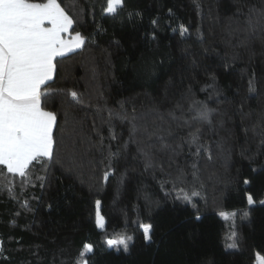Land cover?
Here are the masks:
<instances>
[{"label": "trees", "instance_id": "16d2710c", "mask_svg": "<svg viewBox=\"0 0 264 264\" xmlns=\"http://www.w3.org/2000/svg\"><path fill=\"white\" fill-rule=\"evenodd\" d=\"M58 3L85 42L41 86L57 162L23 179L0 166V264H84L86 244L87 264L264 259V203H248L264 193V0H123L114 15L107 0ZM121 236L127 253L106 244Z\"/></svg>", "mask_w": 264, "mask_h": 264}, {"label": "snow or ice", "instance_id": "6c2138e0", "mask_svg": "<svg viewBox=\"0 0 264 264\" xmlns=\"http://www.w3.org/2000/svg\"><path fill=\"white\" fill-rule=\"evenodd\" d=\"M122 5L123 0H107L104 12L107 15H114ZM46 24L50 27H46ZM73 24L74 20L66 14L58 0H47L46 3L0 0V166H3L7 173L18 175L22 179L27 177L29 166L34 161L40 163L45 171L52 163L57 162L54 135L57 115L42 108L44 94L41 86L52 77L54 58L63 55L72 47H81L85 42L80 33H76L71 40L62 37L63 33H68L69 29L73 28ZM248 24L254 30L251 15ZM184 31L181 26V36ZM70 95L73 101L79 102L75 91L70 92ZM196 103L193 102L189 108V111L195 113L192 120L211 123L210 112L204 106L197 108ZM112 115L109 112L110 119ZM169 115L173 120L177 119L174 113ZM158 118L163 120L162 115ZM135 119L133 116L132 120ZM184 123L190 124L188 120ZM198 133L199 129L195 133H190V139L187 141L190 146L196 147L197 156L205 149V146L199 143ZM166 147L168 146L162 145V148ZM140 151L146 157V167H151V157L143 152V149ZM42 158H46V162L42 161ZM193 168H196L195 164ZM193 175L195 177V171ZM99 203L97 201V205ZM248 203L250 205L254 203L251 196ZM97 226H103L101 219L97 220ZM141 227L145 242H150L151 225ZM132 239L121 236L107 240L106 244L109 248L115 247L117 250L122 247L127 253ZM229 247L235 248L236 245L233 243ZM92 251V245L86 244L81 253L84 264H87V254ZM258 264H264V259H260Z\"/></svg>", "mask_w": 264, "mask_h": 264}, {"label": "crops", "instance_id": "0c3cea01", "mask_svg": "<svg viewBox=\"0 0 264 264\" xmlns=\"http://www.w3.org/2000/svg\"><path fill=\"white\" fill-rule=\"evenodd\" d=\"M47 2V1H46ZM45 2V3H46ZM46 27H50V25H45ZM76 34H74V33H72L71 31H70V29H69V32L68 33H63L62 34V37L65 39V40H71L74 36H75ZM83 46V45H82ZM81 46V47H82ZM81 47H79V48H75V47H72L70 50H66L65 51V53L63 54V55H61V56H57V57H55L54 58V60H53V63H54V61H55V59H57V58H59V57H62V56H65V55H67V54H69V53H72V52H74V51H76V50H79ZM53 73H54V69H53V72H52V77H53ZM52 77H51V79H52ZM50 79V80H51ZM50 80H48V81H50ZM48 81H46V82H48ZM45 82V83H46Z\"/></svg>", "mask_w": 264, "mask_h": 264}, {"label": "rangeland", "instance_id": "374dc122", "mask_svg": "<svg viewBox=\"0 0 264 264\" xmlns=\"http://www.w3.org/2000/svg\"><path fill=\"white\" fill-rule=\"evenodd\" d=\"M252 199H253L254 202H261V201H264V193L261 194L260 196L256 197V198H252ZM170 214H171L172 217H175V216H177L178 212H177L175 209L171 208V209H170ZM98 219H101V223H102V225H103V220H102V218H101L99 215H97V220H98ZM96 224H97V222H96ZM97 227H98V226H97ZM102 227H103V226H102ZM102 227H98V228H99V229H102ZM260 259H262L261 256H260V255H256L254 264H258V261H259Z\"/></svg>", "mask_w": 264, "mask_h": 264}]
</instances>
